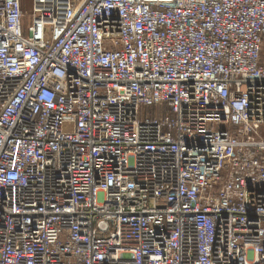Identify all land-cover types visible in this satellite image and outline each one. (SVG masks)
I'll use <instances>...</instances> for the list:
<instances>
[{"label":"built area","instance_id":"built-area-1","mask_svg":"<svg viewBox=\"0 0 264 264\" xmlns=\"http://www.w3.org/2000/svg\"><path fill=\"white\" fill-rule=\"evenodd\" d=\"M264 0H0V264H264Z\"/></svg>","mask_w":264,"mask_h":264},{"label":"rangeland","instance_id":"rangeland-1","mask_svg":"<svg viewBox=\"0 0 264 264\" xmlns=\"http://www.w3.org/2000/svg\"><path fill=\"white\" fill-rule=\"evenodd\" d=\"M25 7H26L27 11L31 10V0H25ZM262 61L264 63V52H263V56H262Z\"/></svg>","mask_w":264,"mask_h":264}]
</instances>
